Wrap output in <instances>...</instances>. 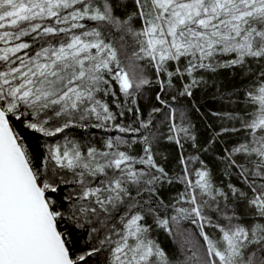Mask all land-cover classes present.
Instances as JSON below:
<instances>
[{
	"label": "snow or ice",
	"instance_id": "snow-or-ice-1",
	"mask_svg": "<svg viewBox=\"0 0 264 264\" xmlns=\"http://www.w3.org/2000/svg\"><path fill=\"white\" fill-rule=\"evenodd\" d=\"M0 264H264V0H0Z\"/></svg>",
	"mask_w": 264,
	"mask_h": 264
},
{
	"label": "trees",
	"instance_id": "trees-1",
	"mask_svg": "<svg viewBox=\"0 0 264 264\" xmlns=\"http://www.w3.org/2000/svg\"><path fill=\"white\" fill-rule=\"evenodd\" d=\"M199 103L203 106L202 107V111H204L205 113L208 112L209 109H219L220 108V105L218 102H214L212 101L210 98H207V99H201L199 101ZM193 120L194 122L196 123L197 125V129H198V132L201 136H205L208 134L207 132V129H206V122L204 120H202L198 115H193ZM210 122V121H208ZM28 139H29V142L34 146L36 144V140L32 138V136L29 134L28 136ZM160 239L162 240L163 242V245L165 247H168L170 246V241L164 237L163 235L160 237Z\"/></svg>",
	"mask_w": 264,
	"mask_h": 264
}]
</instances>
